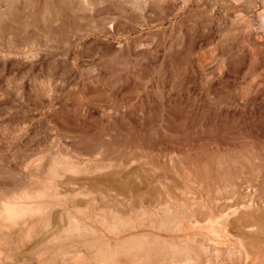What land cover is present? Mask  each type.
I'll return each instance as SVG.
<instances>
[{"label":"bare ground","instance_id":"bare-ground-1","mask_svg":"<svg viewBox=\"0 0 264 264\" xmlns=\"http://www.w3.org/2000/svg\"><path fill=\"white\" fill-rule=\"evenodd\" d=\"M25 63L0 65V264H264V134L176 145L137 77Z\"/></svg>","mask_w":264,"mask_h":264},{"label":"rangeland","instance_id":"rangeland-1","mask_svg":"<svg viewBox=\"0 0 264 264\" xmlns=\"http://www.w3.org/2000/svg\"><path fill=\"white\" fill-rule=\"evenodd\" d=\"M81 1L0 0V65H94L69 78L97 76L105 91L115 74L137 77L150 96L145 122L165 137L172 128L176 145L264 134V0Z\"/></svg>","mask_w":264,"mask_h":264}]
</instances>
